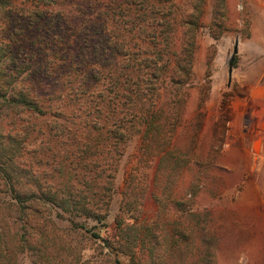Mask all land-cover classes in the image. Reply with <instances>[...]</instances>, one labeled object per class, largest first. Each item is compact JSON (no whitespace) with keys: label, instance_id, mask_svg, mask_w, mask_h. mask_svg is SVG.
Instances as JSON below:
<instances>
[{"label":"rangeland","instance_id":"1","mask_svg":"<svg viewBox=\"0 0 264 264\" xmlns=\"http://www.w3.org/2000/svg\"><path fill=\"white\" fill-rule=\"evenodd\" d=\"M189 1L174 0L171 8L178 17L173 48L159 55L167 79L178 67ZM201 3L193 63L184 73L177 68L182 81L175 102L168 99L169 80L160 98H132L130 107H141L144 117L133 121L117 164L104 166L112 190L94 197H103L107 226L64 196L63 202L37 198L22 212L0 173L1 264H113L114 254L106 255L81 224L121 243L127 264H264V0ZM144 86L149 94L152 85ZM163 108L169 114L156 120V131L153 118ZM48 173L22 180L38 194L50 180L68 190L66 171ZM26 212L33 214L30 223ZM25 238L35 242L31 251Z\"/></svg>","mask_w":264,"mask_h":264},{"label":"trees","instance_id":"2","mask_svg":"<svg viewBox=\"0 0 264 264\" xmlns=\"http://www.w3.org/2000/svg\"><path fill=\"white\" fill-rule=\"evenodd\" d=\"M173 2L0 0V173L22 212L43 196L52 202L59 196L63 202L64 196L75 210L105 224L103 197H94L112 190V175L104 177V166L117 164L133 135V121L144 117L141 107H130L132 98H160L161 85L169 80L168 99L174 103L182 81L177 68L184 73L193 63L202 0L189 1L191 7L183 12L178 67L168 79L160 63L163 50L173 48L178 19ZM147 83L152 85L149 94L144 92ZM164 114L169 112L163 108L153 118L156 131V120ZM168 131L173 133L172 125ZM49 171H66L68 190L50 180L38 194L23 183L26 176L45 178ZM25 214L30 223L33 214ZM81 227L101 242L106 255L114 254L113 264H127L120 257L121 243ZM23 242L29 251L34 248L32 239ZM39 255L46 257L41 250Z\"/></svg>","mask_w":264,"mask_h":264},{"label":"water","instance_id":"3","mask_svg":"<svg viewBox=\"0 0 264 264\" xmlns=\"http://www.w3.org/2000/svg\"><path fill=\"white\" fill-rule=\"evenodd\" d=\"M239 52V37L236 39V43L234 46V52H233V59L230 62V66H229V84H231L232 82V77H233V71H234V58L235 55H237Z\"/></svg>","mask_w":264,"mask_h":264}]
</instances>
